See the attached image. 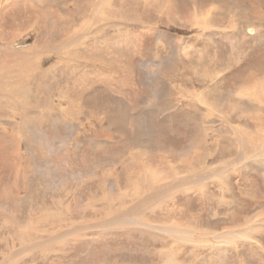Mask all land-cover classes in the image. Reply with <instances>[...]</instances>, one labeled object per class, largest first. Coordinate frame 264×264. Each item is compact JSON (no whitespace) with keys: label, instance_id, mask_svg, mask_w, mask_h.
<instances>
[{"label":"rangeland","instance_id":"1","mask_svg":"<svg viewBox=\"0 0 264 264\" xmlns=\"http://www.w3.org/2000/svg\"><path fill=\"white\" fill-rule=\"evenodd\" d=\"M93 1L100 2L0 0V63L20 61L3 53L4 49L35 53L31 61L37 66L32 74L48 71V79L41 76L32 86L46 88V83L53 112L66 115L60 118L63 122L43 116L33 121L35 130L17 131L13 124L20 121L19 116L12 113L16 109L0 99V135H6V140H0V263L2 253L18 250H3L9 243L6 239H11L1 229L4 218L16 214L19 223L27 222L52 210V225L57 226H48L50 231L73 230L76 222L82 228L47 250L52 264H61L67 257L71 264H78L86 250H98L101 255L94 264H161L156 259L159 251H176L174 264H264V165L231 164L225 184L216 178L190 183L182 168L190 164V151L197 156L187 138L195 139L202 129L209 133L206 166L215 169L235 156L226 136L237 138L232 131L240 128L252 141L253 131L264 127V0H109L100 15L94 7L87 10ZM27 4L48 20L30 18ZM86 14L93 15L92 20ZM65 22L73 23L67 24L66 34H54L52 30H61ZM72 30L81 33H73L80 46L68 49L63 44V51L54 52L58 47L53 44L61 43ZM205 72L212 78L202 84ZM44 112L51 114L50 106L37 107V113ZM187 130L186 141L177 136ZM16 140H23L18 147L23 153L14 151ZM24 154L29 158L28 171ZM260 161L264 163V153ZM146 164L164 174L157 183V190L164 188V192L139 215L154 228L190 232L189 239L197 240L196 244L165 236L160 242L148 235L125 236L123 227L84 229L101 223L102 219L91 220L94 211L109 206L93 202L104 188L100 178L107 181L106 189L114 186L105 191L111 192L113 216L123 208L121 193L131 194L123 184L125 167L135 166L129 171L134 175L139 165ZM171 166L177 168L174 176L166 174ZM175 178L188 179L181 184L173 183ZM118 181L121 191L115 186ZM17 184L22 188L16 195L12 194L15 189L5 194L7 187ZM145 197L133 200L130 196L124 210ZM249 221L258 224L243 230L252 236L225 243L224 249L206 247L211 233L234 230ZM42 239L47 237L38 240ZM21 257L18 264H47L36 251L26 250Z\"/></svg>","mask_w":264,"mask_h":264},{"label":"bare ground","instance_id":"2","mask_svg":"<svg viewBox=\"0 0 264 264\" xmlns=\"http://www.w3.org/2000/svg\"><path fill=\"white\" fill-rule=\"evenodd\" d=\"M102 1L103 0H100V2H102ZM100 2L96 3V1H93L94 4L90 8L87 7V10L88 9L91 10V8L94 7L95 8L94 13H96V11H97L98 15H100V13L102 12V8L107 5L109 0H105L102 4L99 5ZM26 6L29 7V8H26V10H28V12L31 13L30 18H32L34 21H39V20L43 19L45 22V20L46 21L48 20V18L45 15L42 16L39 13H37L35 7L33 8L32 5L27 4ZM42 8H44V7H42ZM47 10L48 9H45V10H43V12L44 11L46 12ZM86 15L89 18V14H86ZM92 16L89 19H91ZM95 16L97 17V15H95ZM97 19H99V18H97ZM81 20H83V18H81ZM54 21H56V20H52V22H54ZM77 22H79V21H77ZM91 23H93V22H91ZM67 24L70 26L73 25V23H70V22L66 23L65 22L63 24L64 26L62 25L61 30H52L53 33L54 34H61L63 36L64 34H66L65 31L67 29L66 27H68ZM79 30L82 31V29H79ZM79 30H77V31H79ZM62 31L64 33H62ZM73 33H74V35H76L75 33H78V32H76V30L75 31L72 30V33L68 37L64 38L61 41V43L53 44L55 46L57 45V47H58L57 50H55L54 52L63 51V47H62L63 44L68 49L71 47V45H74L75 48H78L81 43H79V41L76 39V37L73 36ZM59 37L60 36H57L56 38H59ZM3 51H2L3 53L6 52L7 55H9V56H13V57H16L17 59H20L19 62L15 63V64L12 63L13 65L12 64L11 65L1 64V63H3L2 62L3 58H1L2 61L0 60L1 61V63H0V99L1 100L3 99L4 101H6L8 103V105H10L12 108L16 109V111L14 110V112H12V113H13V115L19 116V120H20V121L16 120L17 122H15L13 124V129H16L17 131H24L26 133L28 132L27 130L33 131L36 128L35 125L32 124L33 121H39L43 116H47L49 119H52V117H55V118H58V121H61L60 118H62L64 120L66 117L64 111L62 113H60L58 116H56V113H54L52 110L51 96L49 94L46 83H45V87L47 88V90H45L46 88H43V87L35 88L32 86V83H33V85H36L37 81L38 82L40 81L41 76H44L46 79H48V76H47L48 71L46 73L41 72V71L40 72L36 71V73L32 74V72L36 69L37 65L35 66L33 64L34 62H32L31 59H33L36 54L31 53V51H25V50H16V51L10 52L7 49H4ZM6 57H8V56H6ZM8 60H9V58H8ZM10 61H12V60H10ZM6 62H8V61H6ZM211 78H212V74L210 72H205L203 75L202 84ZM34 80H36V81H34ZM29 82H30V84H29ZM246 86H247V84L245 85V87ZM257 87L259 88V86H257ZM260 87H262V85H260ZM31 88H32V91H31ZM42 90H45L46 95L42 94ZM259 91L262 93V89H259ZM202 94L205 96V93H202ZM260 97H261V95H258V98H260ZM205 98L206 99H204V101H207L208 96L206 95ZM1 100H0V102H1ZM49 106H50L51 114H49V113L46 114V112H44L42 114L37 113V107H44V108L46 107V109H47ZM42 112H43V110H42ZM0 114H1V112H0ZM242 119L246 120L244 118H242ZM52 120H54V119H52ZM61 122H63V121H61ZM185 127H187V126H185ZM200 132H201V135L198 134L195 137V139H194V136L192 138H189V137L187 138L188 141L190 140V143L193 146V148L197 151V156H195V154L191 153V151H190L191 154L189 153V155L193 156V157L189 156L190 164L187 167H185V165H183V167H182L183 169H185V173L188 174V178L190 177V179H189L190 183H193V184L194 183H204V182L209 181V180L214 179V178H216L217 180L223 181L224 179H227L226 177H229V175H226L225 172L227 170V173H230V171H228L229 168L228 169H226V168L231 164L241 165V164H244L247 162H257L260 165H264V163L262 161H260L262 159L263 153H264V146L262 144L264 142V127L263 126L259 127V129L256 132L253 131L255 134L252 136V141L249 139L250 136L244 135L245 133L240 128L232 131L233 134L236 133L238 135L237 138H233V137L231 138V137L226 136V139H231L230 141L232 143L231 144L232 146L228 149L231 151H235V156L231 160H229L227 163H225L223 166L215 168V169H211V168L209 169V167L206 166V163H207L206 158L208 157V147H207L208 144H206L207 137L209 135L208 130L202 129ZM165 133L168 134V129L166 130ZM186 135H189L188 130L183 132V133H181L180 131L177 132V136L182 137L183 140H185ZM2 137H3V140H6V135H4V134L0 135V140ZM257 140H259V141H257ZM255 141H257V144L255 143ZM13 142H14V140H13ZM4 143H6V146H8V141H4ZM22 143H23V140H21L20 142L18 140H16V143H14V145H15L14 151H17L19 153H23V152H20L18 150L19 145H21ZM96 145L97 144H95L93 146H96ZM93 146H87V147H93ZM224 151H225V149H222L219 153L222 154ZM24 158H25V163H26L25 169H27V171H28L29 158H28L27 154H24ZM153 166H155V165H153ZM153 166L151 164H146L144 166L139 165L138 168H140V170H138L134 175H132V172L136 169L135 166L132 165V166L125 167L124 171H125L127 177H126V180H124L123 184H125L126 189L127 188L130 189L131 194L129 193V191L124 192V194L121 193L122 195L120 198V203H121V205H123V208L120 209L121 212H116L118 214L114 213L113 216H112L113 210L111 208L110 199H109L111 192H109V194H107L108 192L106 193L105 191H107V189L114 188V186L108 185V187L106 189V182L107 181L104 178H100V179H102L101 180V182L103 183L102 187H104V188L101 189V196H98V195L93 196V202L102 203V201H104V202H106L105 203L106 205H107V203H109V206H108V208H106V210H95L94 211L93 216H95V217H93L91 220L94 221L96 219H102L101 223L95 222L97 224H93L92 226H89L90 224L89 225L87 224L84 227V229L87 228V230L88 229L98 230L99 228H101V229H105V228L111 229L112 228L113 229V228L123 227V228L127 229V230L124 229L123 235H125V236H136V235L147 236L148 235L152 238V240L154 242H160L161 237L165 236L166 238H168V239L171 238L172 240H175L176 242H179V243L184 242L186 244L187 243L188 244L189 243L190 244L191 243L196 244L197 240L195 241V240L189 239L188 235L190 234V232H185V231H181V230L178 231V230H175L173 228H167V227H162V226L154 228L151 225L150 221H147V220L145 221V219L139 215V213H140L139 211L143 208H146L145 205L147 203L152 202L155 198H157L158 196H160L164 192V188L162 190L160 188H158V190H157V186L159 185V184L157 185V183L160 182L159 175H164V174H162V173L159 174L157 167L153 168ZM246 167L247 166L245 165L241 169V171H239L238 173L240 174L243 169H246ZM23 169H24V166L22 164V166L20 167V171L24 174ZM174 169L177 172V168H175L174 166L173 167L171 166V169L168 170V172H170V173H166V174L168 176H174V174H175V173L173 174V172H175ZM130 170H132V172H129ZM141 171H143L144 173H140ZM263 175H264V173H263ZM187 179L179 181L177 178H175V180H173V183L183 184ZM255 180H257V179H255ZM220 181H217V182L220 183ZM120 184L121 183H119V181L115 184L118 191H121L118 188V187H122ZM222 184H225V180H224V183H222ZM256 184H259V183L256 182ZM20 188H22V186L20 184H17L16 187L15 186L14 187L9 186L6 188L5 194L9 193L11 190L15 189L12 194L16 195L17 189H20ZM26 188H28V187H26ZM158 191H159V194L157 195ZM147 192H150V194H148V196L145 197L144 194H146ZM241 195H242V193H240V196ZM130 196L133 200H137V199H140L142 197H145V198L139 204L129 208V210H124L125 203L130 199ZM218 200H220V199H218ZM5 201H8V196H7V200H5ZM39 216L40 217H38L37 219L34 218L35 220H33V218L30 217L27 222H20V223H19V217L16 214L7 215V217L4 218V222L1 225V229L7 231V234L11 236V239H6L9 241V243L7 246L3 247V250L6 252L11 251L13 253L16 251V249H18V250L16 251V253L11 254V255H10V253H8V254L2 253V259L3 258L4 259H3L2 263H0V264H18L20 261L19 259L22 258L21 256H22L24 251L26 252V250L27 251H33V252L36 251L38 258H40L41 261H44L43 263L52 264L51 257H50L51 254H48L47 250L52 249L51 247L53 244H56V243H54V242H56V240H60L58 242V244H61L60 242H62V243L65 242V240L70 239L73 235H75L76 233H78L82 229V228L79 229V227H78V224H80V223L76 222L77 226L72 225L73 230L69 229L67 231L64 230V231H61L60 233H55L53 231H50V229L48 228V226H50V227L57 226V225H52L53 211L49 210L45 213V215H39ZM36 220L38 221V223ZM66 222H68V224H69L70 221L67 220ZM91 224H92V222H91ZM66 225L67 224L64 223V226H66ZM256 225H258V224H255L254 222L249 221L246 225L240 226L234 230H223L220 232H213V233H211V239L205 240L206 242H208V244H205V245H206V247H207V245H209L208 248H210V251H211V249L216 250L217 247L224 249L223 244H225V243L229 244V242H235L239 238L240 239H247L248 237L252 236V234H249L247 231L244 232L243 230H250ZM61 229H63L62 225H60V230ZM258 231H260V230L259 229L254 230V232H258ZM109 235L110 234H108V236ZM41 237H45V238L47 237V239L38 240ZM26 238H29V239L26 241V243H24V241H25L24 239H26ZM17 240H18L17 243H19L18 247H20V248H18V247L15 248V244H13ZM43 240H45V241H43ZM211 241H213L214 243L218 242L219 244L217 246H212V243L210 244ZM96 242L95 243H86V245H87V247H89L91 245L96 244ZM241 242H244V241H241ZM194 246H196V245H194ZM97 251L98 250L91 252L89 250H86L83 253H80V255H79L80 259H79L78 264H87V263L88 264H91V263L94 264V263H96V260H98L99 257L101 256V255H98ZM157 254L158 255H156L157 256L156 259H158V261L161 260L162 261L161 264H174L173 262H171V259H175L174 256L177 257L176 251H169V252L159 251V252H157ZM33 259L34 258L32 257V260ZM81 260L83 261V263L81 262ZM59 263L71 264L70 259L68 257L66 258V261L64 260V261L59 262ZM53 264H55V263H53ZM177 264H179V263L177 262Z\"/></svg>","mask_w":264,"mask_h":264}]
</instances>
